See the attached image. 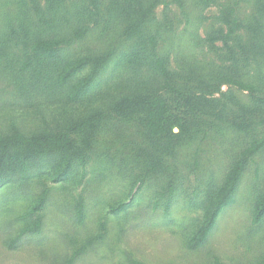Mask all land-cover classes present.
I'll return each mask as SVG.
<instances>
[{
	"label": "rangeland",
	"instance_id": "1",
	"mask_svg": "<svg viewBox=\"0 0 264 264\" xmlns=\"http://www.w3.org/2000/svg\"><path fill=\"white\" fill-rule=\"evenodd\" d=\"M109 1L63 0L70 10L67 18L72 24L80 22L88 32L81 41L66 36L58 46L71 57L103 51L106 40L100 33L108 25ZM163 1L167 4L159 3L154 14L162 23L168 21L173 31L158 41V50L169 52L171 72L182 65L206 72L237 67L250 74L257 94L264 97V52L255 40L264 36V30L254 28L259 0L217 1L203 11L204 20L189 29L197 32L195 36L184 33L180 41L185 27L180 8L171 0ZM41 3L46 6L45 0ZM31 4V0H0V135L68 132L75 140L74 150L82 149L84 162L72 180L35 176L33 167L28 173L12 172L13 177L0 186V264H67L69 260L71 264H264V219L253 223L256 201L264 191V149L249 159L235 201L221 212L208 241L195 250L187 245L188 236L203 222L207 193L222 183L253 138L264 139V124L248 134L227 130L219 137L209 126L211 118L194 115L193 124L205 128L198 142L175 149L165 140L149 139L139 119L108 111L120 93L149 78L148 69L136 66L122 67L119 75L114 65L109 66L89 97L78 103L58 97L52 99L54 103L40 97L27 101L17 91L14 76L21 71L27 51L21 30L27 20H21V12L31 14ZM227 6L234 8L233 14ZM9 9L12 25L7 22ZM223 11L238 22L237 37L226 42L213 39L220 35L219 29L225 35L233 26L218 20ZM117 30L113 25L108 32ZM120 37L114 36L112 46H119ZM221 90L253 103L249 93L235 85L224 84ZM157 93L177 107L168 90ZM209 97L221 96L216 92ZM99 110L109 115L106 130L88 133L81 121L74 127L77 131L71 130V118ZM173 129L180 131L177 126ZM159 157L164 172L151 167L154 160L158 165Z\"/></svg>",
	"mask_w": 264,
	"mask_h": 264
},
{
	"label": "trees",
	"instance_id": "2",
	"mask_svg": "<svg viewBox=\"0 0 264 264\" xmlns=\"http://www.w3.org/2000/svg\"><path fill=\"white\" fill-rule=\"evenodd\" d=\"M17 1L23 3L24 0ZM217 1L221 0H171L179 6L185 20L184 30L178 41L184 38V33L195 36L197 32L189 29L196 22L204 20L203 11ZM41 2L42 0H31V14L28 11L21 12V20L24 17L27 20L25 24L21 23L27 51L22 69L14 79L19 88L17 91L27 101L29 97H40L54 103L52 99L58 97L61 101L78 103L89 97L109 66L114 65L118 75V70L122 67L136 66L148 69L151 77L129 86V91L125 94L120 93L112 100L108 111L134 120L139 119L149 139L165 140L168 146H174L175 149L181 144L198 142L201 136L204 137L205 128L193 124L194 115L205 114L211 118L209 126L213 127L214 133L219 137L224 136L227 130L234 134H248L257 128V124H264V97L257 94V84L250 79L248 72L237 67L232 69L230 66L208 72L194 71L188 65H182L178 72L169 70V52L158 50V41L170 34L173 28L168 21L162 23L154 14L155 7L159 3H165L163 0H110L108 25L100 33L101 40H106L103 51L87 52L75 57H71L65 51L66 48L59 47L58 44L64 37L71 35L81 41L87 35V29L80 22L71 23L67 18L70 10L64 7L63 0H45L46 6ZM259 3L254 28L263 32L264 3L261 0ZM16 5L20 8V4ZM227 8L231 14L234 13L232 6ZM7 17L8 24L12 25L13 13L10 9ZM218 20L233 26L225 35L219 29L221 36L213 39L226 42L230 36L237 37L234 33L238 22L233 16L223 11ZM113 25L118 30L115 34H110L108 30ZM114 36H121L119 46H112ZM208 40L209 38H205L203 43L207 44ZM255 40L264 52V36H257ZM224 84L235 85L247 91L253 103L244 102L234 94L222 91ZM162 89L174 96L178 104L176 108H173L168 98L157 93ZM216 92L220 93V98L209 97ZM104 111L99 110L83 118H71L74 121L71 130L77 131L74 127L78 121H81V126L86 127L88 133L96 134L95 131L106 130L109 115ZM174 126L179 127L178 133L174 132ZM74 146L75 140L68 132L43 131L27 136L17 131L0 135V186L9 177H13L12 172L28 173L33 167H36L33 170L35 176H51L56 182L74 179L79 164L84 162L82 149L74 150ZM263 149L264 139L253 138L234 160L222 183L215 188L211 187L203 203V222L188 236L189 249H198L208 241L221 212L234 203L249 159ZM141 156L146 158L144 152ZM145 161L149 164L147 159ZM157 164L154 160L152 169L166 171V167L161 165V157L157 158ZM82 214L80 212L79 220L82 219ZM263 219L264 191L256 201L253 223L259 224ZM72 261L69 260L67 264Z\"/></svg>",
	"mask_w": 264,
	"mask_h": 264
}]
</instances>
